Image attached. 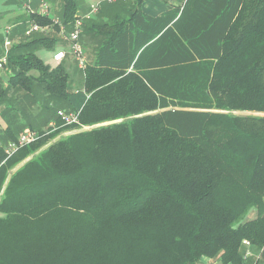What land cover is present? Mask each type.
<instances>
[{
  "label": "trees",
  "instance_id": "1",
  "mask_svg": "<svg viewBox=\"0 0 264 264\" xmlns=\"http://www.w3.org/2000/svg\"><path fill=\"white\" fill-rule=\"evenodd\" d=\"M63 2L60 22L38 13L30 22L73 25L78 0ZM142 2L89 29L99 45L82 70L80 110L64 63L36 55L60 38L33 33L10 49L0 113L30 117L42 137L10 157L0 140V264L264 255V0H186L157 17ZM59 110L79 123L65 125Z\"/></svg>",
  "mask_w": 264,
  "mask_h": 264
},
{
  "label": "crops",
  "instance_id": "2",
  "mask_svg": "<svg viewBox=\"0 0 264 264\" xmlns=\"http://www.w3.org/2000/svg\"><path fill=\"white\" fill-rule=\"evenodd\" d=\"M49 1L51 0H0V57L5 54L4 44H5L6 38H8L10 41L9 51L15 44H18L26 39L25 32L31 24L30 16L32 14L38 13L42 16L47 15L48 17L53 19L55 23L61 21L60 20L61 14L64 8L63 0H52V2H49ZM185 1L186 0H143L142 5L140 7H141V10L145 14L150 15L152 17H157L174 8L183 7ZM123 2L124 3L122 2L120 3V1L117 0L115 3L116 4L119 3V5H116V7L113 10L106 11L104 13H103L104 9L101 8V3H98V2L92 3V4L97 3L100 6V11L98 12L97 15L93 16L91 19L84 20L83 33L80 37V44L83 49H84L85 44H88V43L89 45L90 43L93 44L94 48L96 45H99L98 43L99 41L96 42V40H94V37L92 39V36L94 35L93 31L92 32L89 31V29L93 25L102 24L106 22H115L118 20L130 18L133 12V9H134L133 0H125ZM44 3L48 5L47 13H43ZM78 4H79L78 15L81 17H85L89 13V9L92 4L90 6H85L84 4H81V1H78ZM100 14L102 15V17H99ZM41 27H42V30L37 33L43 34V35L55 36L57 38H60L61 42L56 48L52 49L53 50L52 58H51L53 61L52 64L46 63L42 58H40L39 52L42 49H38L36 51V55L40 59H42L46 64L51 65L52 67L57 66L62 62L65 65L66 61L71 60V58L73 57L69 50V44L66 49L63 48L65 39L69 43L68 34L70 31H72L73 25L66 27L64 25H61L60 23L59 30L57 31L53 26H45V27L41 26ZM8 30H9V33H7ZM60 51H64L66 53V56L62 61L56 62L54 59V56L56 53ZM76 65H77V68H79L77 62H76ZM10 75H11V71L9 69V65H7L4 74L2 75V77H0V81L3 82V85L5 87L8 86L9 84ZM87 98H88V95L83 91V87L81 89L76 88L75 92H73V96H71L70 98V101L77 110H80L85 104ZM5 104L6 105H3V106L4 107L6 106V108L14 107V106L16 107L17 101L13 100ZM1 109L2 108L0 107V110ZM28 121H30V117L19 119L18 115H15L13 113L8 114V116H3L0 113V140L2 141V144L5 146V152L8 147V144L11 141H14V140H11V137L6 136V129L8 128V125H10L13 128L14 130L13 132L16 135L15 139H18L22 133L32 130L28 125ZM23 126L24 128L21 129V127ZM35 131H38V130H35ZM203 262L204 264H209L210 260L204 259Z\"/></svg>",
  "mask_w": 264,
  "mask_h": 264
},
{
  "label": "built area",
  "instance_id": "3",
  "mask_svg": "<svg viewBox=\"0 0 264 264\" xmlns=\"http://www.w3.org/2000/svg\"><path fill=\"white\" fill-rule=\"evenodd\" d=\"M110 3H115L117 0H107ZM100 11V6L97 3H94L91 5L89 13L85 17L78 18L73 23V29L68 34V40L70 41V53L75 57V60L79 66L80 69L84 70L87 66L86 57L83 51V48L80 44V37L83 33V26H84V20L85 19H91L93 16L97 15ZM48 12V5L46 3L43 4V13ZM42 30V27L37 23H31L29 28L26 30L25 35L27 37L31 36L33 33L40 32ZM9 33V30L7 31ZM9 39H5V54L0 57V77L5 72V69L8 65V56H9ZM66 56V53L64 51H60L55 54L54 59L56 62L62 61ZM58 117L63 121L65 125H72L79 123L78 114L74 112H66L63 110L58 111ZM50 126L54 127L56 126L55 122H53ZM42 135L35 130H30L22 133L18 139L15 141H11L8 144V147L6 149V152L8 156L10 157L13 155L16 151L19 149L26 147L36 141H38ZM244 244L248 248L247 257H251L252 251H251V244L248 241H244Z\"/></svg>",
  "mask_w": 264,
  "mask_h": 264
},
{
  "label": "rangeland",
  "instance_id": "4",
  "mask_svg": "<svg viewBox=\"0 0 264 264\" xmlns=\"http://www.w3.org/2000/svg\"><path fill=\"white\" fill-rule=\"evenodd\" d=\"M78 1H81V4H84L85 6H90L93 2L101 3V8L104 9L103 13L106 11L113 10L116 7V5H119V3L118 4L110 3L107 0H78ZM119 1H120V3L121 2L124 3L123 1H125V0H119ZM49 2H52V0ZM99 17H102V15L100 14ZM25 38H27V37H25ZM94 40H96V39H94ZM68 44H69V50H70V41L68 43L66 39L64 40V44H63L64 47L63 48L66 49L68 47ZM83 50L85 51L84 54L86 56L87 63L88 64L93 63L95 58H96L97 52H98V45H96L94 48L93 44L90 43V45H89V43H88V44H85ZM52 52H53V50L42 49L39 52V56L46 63L52 64V62H53L51 59L52 58ZM73 59L75 60L74 56L71 58V60H67L65 63V65H66L65 67L67 69V72L70 74L69 90L72 93L75 92L76 88L81 89L83 87V82H84V76H83L84 73L80 68H77L76 60L74 62ZM61 106H63V105H61ZM88 129H89L88 127H85V128H82L81 130H88ZM255 216H256L255 210H252L246 215V217L243 219L242 222L252 220L253 218H255ZM257 257H258L257 260L259 259L258 264H263L264 255H261V256L257 255ZM209 264H217V262L216 261H210Z\"/></svg>",
  "mask_w": 264,
  "mask_h": 264
}]
</instances>
